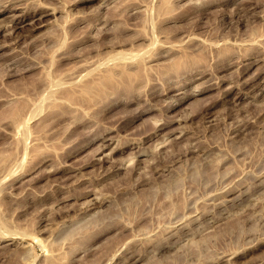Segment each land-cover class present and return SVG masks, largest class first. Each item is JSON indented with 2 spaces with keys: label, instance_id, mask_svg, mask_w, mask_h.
I'll return each instance as SVG.
<instances>
[{
  "label": "rangeland",
  "instance_id": "1",
  "mask_svg": "<svg viewBox=\"0 0 264 264\" xmlns=\"http://www.w3.org/2000/svg\"><path fill=\"white\" fill-rule=\"evenodd\" d=\"M0 9V264H264V0Z\"/></svg>",
  "mask_w": 264,
  "mask_h": 264
},
{
  "label": "bare ground",
  "instance_id": "2",
  "mask_svg": "<svg viewBox=\"0 0 264 264\" xmlns=\"http://www.w3.org/2000/svg\"><path fill=\"white\" fill-rule=\"evenodd\" d=\"M2 11H3V10L0 9V12H2ZM44 12H45V11H44ZM46 13H47V12H46ZM46 13H43V12H42V13L37 12L36 14H33V16L31 15V16H32L31 18L33 19V17H34V19H40V18H41L43 15H45ZM28 16H29V15H28ZM25 17H26V13H22L21 15H12L10 21L13 22V24L11 25V27L14 28V29L17 28V27H21V26L23 27V24H22V23H23ZM40 20H41V19H40ZM33 21H34V20H33ZM31 22H32V21H31ZM31 22H30V23H31ZM35 22H37V21H35ZM35 22H34V24H36ZM28 23H29V22H28ZM38 23H39V22H38ZM38 23H37V24H38ZM39 24H41V22H40ZM36 26H37V25H36ZM36 26H35V27H36ZM39 26H40V25H39ZM33 28H34V27H33ZM33 28H32V29H33ZM235 96H236V95H235ZM173 98H174V97H173ZM174 102H175V101H174ZM164 140H165V139H164ZM166 140H167V139H166ZM100 151H101V149H100ZM102 152H103V151H102ZM100 153H101V152H100ZM101 154H102V153H101ZM102 155H104V154H102ZM256 184H258V183H256ZM259 184H260V181H259ZM249 194H250V193H249ZM133 258H134V257H133ZM136 259H137V258H136ZM138 259H139V258H138ZM133 260H135V258L132 259V261H133ZM225 260H226V259H225ZM132 263H133V262H132Z\"/></svg>",
  "mask_w": 264,
  "mask_h": 264
}]
</instances>
